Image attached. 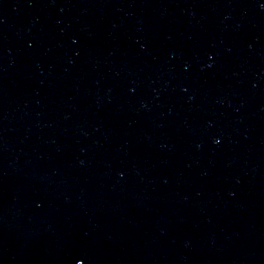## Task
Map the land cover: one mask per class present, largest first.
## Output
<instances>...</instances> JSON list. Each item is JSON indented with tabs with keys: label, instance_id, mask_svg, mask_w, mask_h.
I'll return each instance as SVG.
<instances>
[{
	"label": "water",
	"instance_id": "95a60500",
	"mask_svg": "<svg viewBox=\"0 0 264 264\" xmlns=\"http://www.w3.org/2000/svg\"><path fill=\"white\" fill-rule=\"evenodd\" d=\"M0 264H264V0H0Z\"/></svg>",
	"mask_w": 264,
	"mask_h": 264
}]
</instances>
